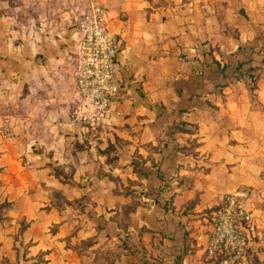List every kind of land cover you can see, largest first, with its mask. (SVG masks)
<instances>
[{
	"label": "crops",
	"instance_id": "0c3cea01",
	"mask_svg": "<svg viewBox=\"0 0 264 264\" xmlns=\"http://www.w3.org/2000/svg\"><path fill=\"white\" fill-rule=\"evenodd\" d=\"M92 4L120 41L104 116L74 80ZM243 192L236 264H264V0H0V264H218Z\"/></svg>",
	"mask_w": 264,
	"mask_h": 264
},
{
	"label": "built area",
	"instance_id": "2783aa9c",
	"mask_svg": "<svg viewBox=\"0 0 264 264\" xmlns=\"http://www.w3.org/2000/svg\"><path fill=\"white\" fill-rule=\"evenodd\" d=\"M73 21L79 34L72 56L75 89L86 108L95 115L104 116L120 89L116 79L120 41L109 31L100 5L92 4L77 10ZM238 77L250 88L255 86L256 77L251 72L241 71ZM3 130L9 134L7 126ZM245 196V192L224 194L213 211V227L205 249L218 264L238 263L255 230L241 199Z\"/></svg>",
	"mask_w": 264,
	"mask_h": 264
},
{
	"label": "trees",
	"instance_id": "16d2710c",
	"mask_svg": "<svg viewBox=\"0 0 264 264\" xmlns=\"http://www.w3.org/2000/svg\"><path fill=\"white\" fill-rule=\"evenodd\" d=\"M236 69H237L238 73H240L241 71H249L247 68H241V67H236Z\"/></svg>",
	"mask_w": 264,
	"mask_h": 264
}]
</instances>
